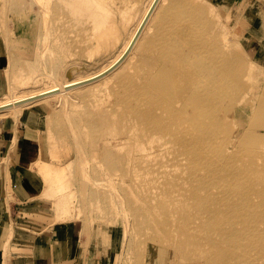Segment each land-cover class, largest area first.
Segmentation results:
<instances>
[{"label": "bare ground", "instance_id": "bare-ground-1", "mask_svg": "<svg viewBox=\"0 0 264 264\" xmlns=\"http://www.w3.org/2000/svg\"><path fill=\"white\" fill-rule=\"evenodd\" d=\"M31 1V8L23 4V11H31L30 41L36 58L50 48L53 37L61 46L69 47L70 52L73 46L85 43L87 54L94 60L103 49L114 54L91 73L47 82L39 88L17 92L16 80L1 79L4 84L0 93V121L9 118L17 125L11 133L10 148L17 153L19 122L23 118L37 113L39 118L46 119L48 130L61 121L60 114L51 113V109L39 114L42 102L60 103L57 96H63L62 101L76 102L78 97L75 100L73 97L84 99L105 93L115 95L116 103L125 110L120 121L113 119L104 123V119L114 118V111L98 109L103 133L92 153L83 145L77 151L79 162L78 156L74 161L77 178L90 177L84 171L89 170V159L93 155L98 163L91 164L96 176H100L101 165H105L109 181L118 175L124 182L132 179L133 163L139 169L150 167V158L164 157L167 151H163H171V148L198 156L205 149L206 137L210 136L216 146L213 153L206 152L204 161L215 171L204 178L197 174L204 168L203 160L192 163L189 171L193 174V184L189 191L204 209L209 202L215 201V209L229 226L218 238L207 239L214 250L207 263L264 264V67L258 55H252L249 50L259 35L260 26L264 25V8L263 18L258 14L263 0H240L243 2L240 5L237 0H214L220 7L213 0H144L143 6L136 11L130 10L137 5L133 0ZM27 26L28 22H23L21 29ZM102 54L107 56L105 51ZM132 57L140 69L136 75H131L130 66L125 65ZM252 60L256 63L249 66ZM56 64L61 63L57 61ZM8 66L10 60L5 71V76L10 77ZM56 75L57 72L51 79ZM102 80L105 81L98 86ZM75 90H80L78 95L72 93ZM232 92L236 93H233L235 97ZM222 107H227L231 116H223ZM130 117L132 124H129ZM234 118H240L237 131L229 126V120ZM246 118L250 121H245ZM73 121L70 122H78ZM32 128L34 133L27 131L26 135L40 141V150L38 157L28 162L31 168L26 167L30 181L41 189L52 184L61 193V188L67 184L70 147L65 143L56 146L58 143L50 138L49 132L46 141L40 125L37 129L32 125ZM222 131L228 133L230 142L223 144L217 140ZM134 133L138 140H133ZM127 140L133 143L131 155L119 151L120 145ZM234 146L241 147L236 154ZM209 155H212L211 160ZM235 166L237 174L232 173ZM224 168L230 174L225 179L229 184L240 183V188L227 187L225 196L211 193L210 187L220 182L219 171ZM101 180L93 179L94 182ZM160 187L152 188L156 194H149L147 208L139 210L138 218H144L140 228L148 239L145 247L140 249L138 245L141 260L146 252L145 264L164 263V253L168 250L175 251L171 261L186 259L183 262H191L194 258L192 230L196 227H191L186 217L198 221L201 212L194 213L195 203L187 198L170 200ZM15 191L19 198L31 200L36 196L26 193L23 187L22 192L18 188ZM42 195L41 190L37 196L42 198ZM63 204L66 208L65 197L58 209ZM69 208L67 206V211ZM51 214L56 216L55 211ZM41 217L44 215L40 214ZM64 218L71 220L66 214ZM82 232H86L85 228ZM152 236H156L158 242L148 247Z\"/></svg>", "mask_w": 264, "mask_h": 264}, {"label": "rangeland", "instance_id": "rangeland-1", "mask_svg": "<svg viewBox=\"0 0 264 264\" xmlns=\"http://www.w3.org/2000/svg\"><path fill=\"white\" fill-rule=\"evenodd\" d=\"M237 1L239 5L243 3L240 0ZM132 2L137 3L134 8H130L132 11H136L144 4V0H133ZM212 2H214V0ZM214 3L220 7L219 3ZM23 4L30 9L32 1L0 0V36L4 38V40L6 38V43L8 44L7 48L9 50L8 53L10 52V66H8L10 77L8 74V76H5L6 72L4 71V79L7 81L8 78V80L12 82L16 80L17 82L15 81V85L17 86V92H20V90H29L30 88L43 87L47 82L64 81L66 78L69 79L79 74L84 75L91 73L112 58L114 52L110 53L107 49H103L100 52L101 55L98 53L94 56L95 60L92 59L86 52L87 46L85 43L73 46L71 48L73 52H70V48L61 46L55 37L51 39L50 48L43 51L39 58H36L33 53V42L30 41L32 30L29 22L31 21L32 15L31 11L28 13L23 11ZM262 6H260L258 12L260 18H263L262 8H264V0ZM232 21L234 22L235 20L233 19ZM23 22H28V26L25 29H21ZM122 43L123 42H121V45ZM249 48L252 55H258L257 58L259 61L263 62L264 67V25L260 26L259 35ZM256 50L258 51L256 52ZM102 51H105L107 56L102 54ZM57 61L61 63L59 66L56 64ZM254 63H256V60H252L249 66H252ZM125 65L130 66L131 75H136L140 72L133 57ZM56 72V78L51 79L52 75L56 74ZM104 81L105 80L99 81L97 83L98 86H101ZM79 92L80 90L72 91L74 95H78ZM233 93L234 92L231 93L232 96H234ZM234 94L236 95V93ZM62 97L63 96L55 97L60 103H51V105H49L46 102H42V108L40 107L39 114H46L50 109L51 113L56 111L60 114L61 121L55 122L54 128L52 127L51 130H48L45 118L42 119L43 123H40V125L42 126V135H45L46 141L48 140L47 135L49 132L50 138L57 141L58 144L56 146L61 147L62 144L65 143L66 147H68V145L70 147L71 153H68L67 157V161L69 160L70 163L69 166H66V171H68L66 173L67 184L63 185L61 193H58V188L52 187V184L44 187L39 208H36V205L34 206L32 205L33 203L30 204L29 202L23 203V206L25 205L24 208L21 205H19L21 207L18 205L14 206L12 211L13 216L11 212L9 214L11 217H14L13 224L17 225L19 228V223L21 222L20 227L22 230L28 229L30 226L34 227L36 224L39 226L46 224L47 226L44 230H51L57 226H69L79 233L83 227V230L85 228V231L89 232V235L86 232L81 233L84 241L82 246L84 250L82 251H84V257L86 259L95 256L101 260V264H140L141 261L145 264L146 252L143 253L144 258L142 256L141 260L140 249L142 246L145 247V243L148 239L143 236L140 228V224L144 218H138L139 210L141 208H147L146 202L149 200V194H156L155 189L152 188L161 185L160 188L164 189V194L170 200L176 201L183 198H187L189 201L192 200L191 202L195 203L192 210H194L196 214L200 211L201 213L198 214L201 215V219L197 221L192 217H186L191 227H196V229L192 230L194 245H191V250L194 255L193 260L191 262H183L186 259L182 261H171V256H174L175 251L166 250L164 253L165 262H158V264H208V258L214 250L211 245L207 243V239L211 240V238H218L221 232H224L229 225L227 224L228 221L215 209V201L209 202L204 209L200 206L201 203L196 201V196L189 191L193 184V174L189 171V167L192 163L196 164L199 162V159H202L204 168L198 170L197 174L199 176H204V178L212 174L215 170H210V166L208 167V163L204 160H206L207 157L206 152L210 154L214 152L216 142H213L212 138L207 136L204 141L205 149L201 151L198 156L181 153L175 148H171V151H169V149L163 151V153L167 151L164 157L159 156L156 160L154 159L158 156L150 158L148 160L151 163L150 167L139 169L133 163L134 170L131 175L133 180L130 179V177L124 182H122L123 177L118 175H114L111 181H109V174L105 165H101L100 176H96L97 174L94 170V166L91 167V164L95 163L98 165V163L96 158L91 155L89 159V170L84 171L86 174L88 173L90 177L77 178L74 173L76 170L74 169L75 156H78L79 162L77 151L80 146L83 145L84 149H90L92 153L99 135L103 133L98 109L107 108L113 109L114 111V118L110 119L108 117L104 119V123H110L113 119L115 121H120V117L125 109L120 104L116 103V96L111 93L95 94L84 99L80 96L73 97L74 100L78 97L75 100L76 102L70 100L62 101ZM32 108L33 106H31L29 110ZM220 112L223 116H231L232 113L227 107H222ZM250 118L251 117H249V119ZM51 119L52 118H50V120ZM239 119L240 118H234L229 120V126L233 127L235 131L240 127ZM249 119L246 118L245 121ZM72 120H74L73 122L78 120L79 123H71L70 121ZM4 122L6 125H4L1 130L3 135L2 140H0L1 144H5L6 142H4V139L6 136L9 137L11 132L14 131L13 127L8 126L6 119ZM25 122L27 121H21L19 123H23V128L26 130L27 124ZM38 123L39 122L34 124ZM57 123L58 128H55ZM132 123L133 118L130 117L129 124ZM225 125L229 128L226 123ZM125 129L128 130V127H125ZM217 136V140H221L223 144L231 141L230 138L228 139V133L225 131L220 132ZM129 137L130 135H128L126 139ZM133 140H138V135L136 133L133 135ZM39 143L40 141H37L38 150H40ZM201 143L203 144V142ZM120 146L121 149H119V151L121 153L128 155L132 154L131 150L133 149V143L131 141L129 142L127 140L126 143ZM231 146L233 147V145ZM232 149L234 150V154H236L240 151L241 147L238 148L234 146ZM211 156L212 155H209V160H211ZM232 168L235 169L232 173L237 174L238 167L235 166ZM227 170V168H224L219 171L220 182L210 187V189L213 190L211 193L225 196L227 194L225 190L227 187L234 186L235 188H240V183L229 184L225 179L230 175H228ZM94 178L96 180L102 178V180L94 182ZM23 180L25 183L32 186L35 194L38 195L40 193V189L36 187L34 183H31L29 174L25 175ZM52 192L56 194L51 195ZM64 197L66 208L63 204L60 209H58V205ZM207 197H209V193ZM67 206L70 207L69 211H67ZM48 208L50 209L49 212L47 210ZM53 211L56 213L54 220L59 218L64 221L61 222L60 220H56L57 222H55L51 214ZM40 214H44V217L39 218ZM64 214L71 220L65 221ZM220 218L224 220L220 221ZM149 242L147 246L149 247L150 245L154 247L158 242V238L152 236ZM138 245L140 249H137Z\"/></svg>", "mask_w": 264, "mask_h": 264}, {"label": "crops", "instance_id": "crops-1", "mask_svg": "<svg viewBox=\"0 0 264 264\" xmlns=\"http://www.w3.org/2000/svg\"><path fill=\"white\" fill-rule=\"evenodd\" d=\"M6 47V41L0 36V93L4 84L1 79L4 78V71H6L9 62V53ZM26 118L31 119V122ZM26 118L22 120V122L27 121L25 122L27 124L26 130L23 128V123H20V128H18L17 153L10 148L11 134L4 139L5 144L0 143V158L2 159L0 160V264H101V260L95 256L88 259L84 257L82 229L80 233L69 226H57L51 230H44L46 224L41 226L36 224L34 227L30 226V228L22 230L20 227L21 222L19 228L13 224L14 217L9 214L12 213L14 206H23V203L29 202L39 208V204H41V200L33 192L32 186L29 187L23 179L28 174L26 167L31 168L28 162L32 161L34 157L36 158L39 153L36 138L26 135V133L27 131L34 133L32 125L37 129L38 125L43 123V118H39L37 113ZM5 119L8 126L14 128L15 124L9 118ZM5 119L0 121V140L3 136L1 130L6 125ZM37 122L39 123L34 124ZM40 132L42 133V126ZM29 172L32 173V170L29 169ZM22 187L26 193L36 196L31 200L27 197L19 198L15 190L18 188L22 192ZM38 188L41 189V186H38ZM41 190L43 191V188ZM47 210L49 212V208ZM55 217L53 215V220ZM56 220L64 221L59 218L54 221L57 222Z\"/></svg>", "mask_w": 264, "mask_h": 264}]
</instances>
